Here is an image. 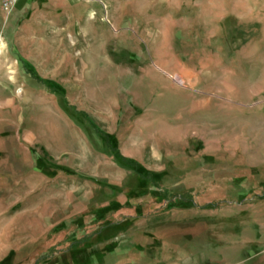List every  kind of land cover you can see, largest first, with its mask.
I'll use <instances>...</instances> for the list:
<instances>
[{
	"label": "rangeland",
	"instance_id": "374dc122",
	"mask_svg": "<svg viewBox=\"0 0 264 264\" xmlns=\"http://www.w3.org/2000/svg\"><path fill=\"white\" fill-rule=\"evenodd\" d=\"M260 218L264 0L0 4V264H264Z\"/></svg>",
	"mask_w": 264,
	"mask_h": 264
},
{
	"label": "built area",
	"instance_id": "2783aa9c",
	"mask_svg": "<svg viewBox=\"0 0 264 264\" xmlns=\"http://www.w3.org/2000/svg\"><path fill=\"white\" fill-rule=\"evenodd\" d=\"M19 0H0L1 7L5 11H12L17 5Z\"/></svg>",
	"mask_w": 264,
	"mask_h": 264
},
{
	"label": "crops",
	"instance_id": "0c3cea01",
	"mask_svg": "<svg viewBox=\"0 0 264 264\" xmlns=\"http://www.w3.org/2000/svg\"><path fill=\"white\" fill-rule=\"evenodd\" d=\"M260 223L262 224L264 222V219L263 218H260ZM262 230V229H261ZM260 253V252H259Z\"/></svg>",
	"mask_w": 264,
	"mask_h": 264
},
{
	"label": "bare ground",
	"instance_id": "6f19581e",
	"mask_svg": "<svg viewBox=\"0 0 264 264\" xmlns=\"http://www.w3.org/2000/svg\"><path fill=\"white\" fill-rule=\"evenodd\" d=\"M178 80L180 81V79L178 78Z\"/></svg>",
	"mask_w": 264,
	"mask_h": 264
}]
</instances>
